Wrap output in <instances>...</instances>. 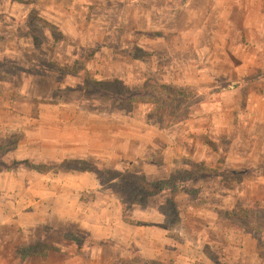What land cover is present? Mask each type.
Here are the masks:
<instances>
[{
	"label": "rangeland",
	"instance_id": "1",
	"mask_svg": "<svg viewBox=\"0 0 264 264\" xmlns=\"http://www.w3.org/2000/svg\"><path fill=\"white\" fill-rule=\"evenodd\" d=\"M0 181L3 214L67 212L27 247L1 217L0 264H60L88 237L65 216L105 197L170 241H109L110 264H264V0H0Z\"/></svg>",
	"mask_w": 264,
	"mask_h": 264
},
{
	"label": "crops",
	"instance_id": "2",
	"mask_svg": "<svg viewBox=\"0 0 264 264\" xmlns=\"http://www.w3.org/2000/svg\"><path fill=\"white\" fill-rule=\"evenodd\" d=\"M30 179V176H23L21 179L15 178V180L12 179L13 181L11 180L10 182L15 184L17 189L20 187L21 189H27L29 193L28 197L31 196V198L34 199L33 195L29 191ZM59 184L60 183L47 182L44 179L39 181V187L44 191V194H42L48 202H57L62 198L60 197L61 194L58 190V188H60ZM6 186L7 183L5 184L4 181H0L1 189H3V187L6 189ZM73 195L74 194H71L70 197ZM75 196H77V194H75ZM105 198L107 199L102 200L97 198L96 200H92L89 209L87 208L82 211V213L75 212V210L72 209L68 213V216H65L76 229L86 232L88 235L87 242L81 243L77 241V239H69L66 237H63V242H57L56 240H48L46 235L39 237V242H42L46 246L50 244L53 245L54 242H57L56 246H60V248L57 249L61 252L59 253V259H61L60 264H110L108 258L105 260V256L111 248L110 243L112 242L109 241H113V248H120L122 240H125L123 241L125 246L133 244L139 247V250H141L142 245L147 246L151 253L148 258H156L159 252L162 253V244H169V239L164 235L166 234V231L157 227L155 228V231L153 229H148V227L145 229V236L147 237L146 241H140L141 237L137 238L139 233L138 229L129 228L127 234L125 235V233L122 232L125 228V224L121 219L120 209L110 203L108 197ZM95 207L96 209H94ZM66 213L67 212H65L64 215ZM64 215L60 216L56 213H48V211L41 212L39 210H33V212H22L18 215V217H15L12 212H8L7 214L0 212V218H8L10 221L15 222L21 227L24 247L29 246L28 244L31 243V240H37V238L34 237L35 227L40 226L41 224L52 223L54 225L52 229H59L61 226L59 225L61 223L59 220H63L62 217H64ZM56 226H58V228H56ZM158 230H161L160 233ZM31 233L33 236L30 235ZM48 233L50 232H47V234ZM158 233L163 235L164 238L160 242L155 239V235ZM179 250L181 253H177V255H175L176 259H174L173 264H192V261L189 257L185 256V254L190 255L188 252H195V250H192L187 244L180 245ZM48 259H54V254H50V252H30L27 254L22 264H47Z\"/></svg>",
	"mask_w": 264,
	"mask_h": 264
},
{
	"label": "trees",
	"instance_id": "3",
	"mask_svg": "<svg viewBox=\"0 0 264 264\" xmlns=\"http://www.w3.org/2000/svg\"><path fill=\"white\" fill-rule=\"evenodd\" d=\"M165 185V184H164Z\"/></svg>",
	"mask_w": 264,
	"mask_h": 264
}]
</instances>
